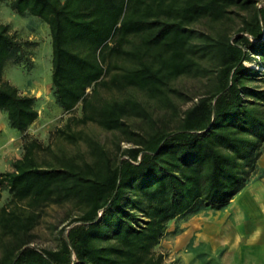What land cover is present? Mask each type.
Listing matches in <instances>:
<instances>
[{
  "label": "trees",
  "instance_id": "1",
  "mask_svg": "<svg viewBox=\"0 0 264 264\" xmlns=\"http://www.w3.org/2000/svg\"><path fill=\"white\" fill-rule=\"evenodd\" d=\"M18 15L48 25L50 87L68 121L118 130L130 143L112 154L80 131L59 129L88 158L54 153L35 138L0 171V264H167L156 249L169 221L228 203L254 170L264 144V0H0ZM244 11V13H239ZM240 16L233 33L204 32L201 19ZM0 23V110L23 133L37 119L34 95L2 77L7 62L25 63V45ZM180 75L208 78L204 92L172 130L132 131L130 116L150 113L133 96L101 90L137 89L170 104ZM48 150L52 160L39 159ZM74 202L78 211L54 248L32 244L39 210Z\"/></svg>",
  "mask_w": 264,
  "mask_h": 264
},
{
  "label": "rangeland",
  "instance_id": "2",
  "mask_svg": "<svg viewBox=\"0 0 264 264\" xmlns=\"http://www.w3.org/2000/svg\"><path fill=\"white\" fill-rule=\"evenodd\" d=\"M261 3L258 0L257 5ZM239 13H244L240 11ZM0 23L9 25L10 32L19 40L28 42L25 50L28 59L25 63L7 62L3 68L2 77L15 85L19 92L34 95L37 101L38 117L26 129L20 133L7 124L5 112L0 110V171L10 169V163L22 153V141L27 138L37 139L43 147L50 149L59 155L74 156L77 160L88 158V147L84 138L72 143L62 138L59 129L80 131L83 137H90L105 146L112 154H118L117 145L121 148L130 143L118 130H106L94 122L85 124L68 121L70 117H78L81 114L80 105L70 112H64L56 103L51 87V41L48 25L33 15H18L10 7L8 2H0ZM240 26V16L230 13L229 18L221 21L201 19L194 24L196 29L204 32L224 31L233 34ZM264 84V82H258ZM169 85L180 91V95L169 93L170 104H165L157 98L148 97L137 89L123 91L101 90L105 97L133 96L140 100L150 113L149 119L130 116L125 122L132 131L146 132L154 129L172 130L178 123L183 111L188 108L200 93L204 92L208 85V78L202 76L180 75L170 80ZM39 159L52 160V153L41 150ZM10 196L5 189L0 190V204L9 200ZM37 223L32 229V244L40 248H54L59 241V231L78 211L77 205L72 201L61 204L50 203L39 210ZM175 218L169 221L166 234L156 245V249L166 254L167 264H171L170 246L164 244V237L168 240L177 234L180 228V220Z\"/></svg>",
  "mask_w": 264,
  "mask_h": 264
},
{
  "label": "crops",
  "instance_id": "3",
  "mask_svg": "<svg viewBox=\"0 0 264 264\" xmlns=\"http://www.w3.org/2000/svg\"><path fill=\"white\" fill-rule=\"evenodd\" d=\"M164 244L171 264H264V144L245 185L221 207L180 220Z\"/></svg>",
  "mask_w": 264,
  "mask_h": 264
}]
</instances>
